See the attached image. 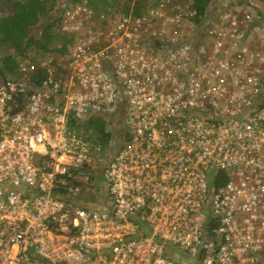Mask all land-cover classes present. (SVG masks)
<instances>
[{"label": "built area", "instance_id": "1", "mask_svg": "<svg viewBox=\"0 0 264 264\" xmlns=\"http://www.w3.org/2000/svg\"><path fill=\"white\" fill-rule=\"evenodd\" d=\"M215 2H67L65 61L0 74V264H264V25Z\"/></svg>", "mask_w": 264, "mask_h": 264}, {"label": "trees", "instance_id": "2", "mask_svg": "<svg viewBox=\"0 0 264 264\" xmlns=\"http://www.w3.org/2000/svg\"><path fill=\"white\" fill-rule=\"evenodd\" d=\"M55 1L57 3V0H0V7L2 8V13H0V74L12 72L21 59L27 58V54L30 51H37L41 54L48 53L57 46V42L62 41L63 43L65 42V44H70L72 42L71 38L68 36L60 35L61 14L59 16L49 14L47 4L51 6ZM64 1L77 3L83 0ZM117 1L119 0H105L106 6H99L94 1H90V5L100 13L102 11L106 12L109 8H113L114 3ZM150 1L153 0H136V5L140 6ZM190 1H193L195 8L199 12L204 13H206L209 8H213L216 4L215 0ZM236 1L251 5L258 10L262 9V6H264V0ZM128 10H130V7L124 9V12ZM258 16L261 17L262 13L260 12ZM262 22H264V19L258 21L259 24L264 25ZM58 29L60 31H58ZM103 123V118L98 117L90 119L83 125V127L89 125L93 126V129L90 130L92 133H90L86 139L88 143L91 144V139L93 137L91 135H95L93 133H98L100 137L107 135L102 133L105 129ZM114 139L117 141L116 137H114ZM89 148L91 152L100 149L95 146L94 149H92L90 145ZM100 151L102 150L100 149ZM113 154L114 152L109 151V157L113 156ZM102 166L103 164L99 171H101ZM224 181L225 180L220 177L215 181V185H221Z\"/></svg>", "mask_w": 264, "mask_h": 264}, {"label": "rangeland", "instance_id": "3", "mask_svg": "<svg viewBox=\"0 0 264 264\" xmlns=\"http://www.w3.org/2000/svg\"><path fill=\"white\" fill-rule=\"evenodd\" d=\"M85 1H87L88 4H90V1H94L99 6H101V5L106 6L107 5L106 2H105V0H85ZM55 3H56V1H55ZM55 3L52 4L51 6H49L47 4V7L49 8V14L56 15V16L58 15L59 16L61 14V11H62L61 9L63 8V6L66 5L67 2L64 1V0L63 1L57 0V3L56 4ZM135 4H136V0H119V1H117V2L114 3L113 7L114 8H117L119 10H122V11H124V9H126L128 7H130V9L132 7H135L134 8L135 10H139L140 9L139 6L138 5L135 6ZM109 9H111V8H109ZM1 10H2V8L0 7V13H2ZM217 10H220V9L218 8ZM253 12H254V14L253 13L252 14L253 15H256V17H257L256 19L257 20H263L264 19V6L262 7V9H259V10H256V11L253 9ZM260 12L262 13V16L261 17L258 16ZM262 23H264V22H262ZM58 31H60V30L58 29ZM60 35L61 36H64V33L61 32ZM71 45H72V42L70 44L69 43L68 44H65V42L63 43L62 41H60V42H57V46L56 47L61 46V47H63V48H61V51H66ZM55 48L50 51L51 54H55L56 53L55 58L60 59V60H62L64 62L65 59H66V57H63L64 55H61V57H59L57 55L59 51L58 52L55 51ZM27 57L30 58L33 61L34 60L35 61L37 60V62L38 61H40V62L41 61L46 62L47 59H51V57H49V53H42L41 54V53H39L37 51H30L27 54ZM103 120H104L103 126L105 127V129L103 130L102 133L107 134L108 136L106 135V136H101L100 137L98 133H93L95 135H91L93 137L91 139V144L89 143V145L91 146L92 149H94V146H95V147L100 148L102 150L100 152H98L97 150H95L96 156L98 158L99 157H102L103 155H105V153H109V151L115 153L116 150L118 149V146H119L116 143V140L114 139V137L116 136V130H114L113 127L110 126L111 124L107 120H105V119H103ZM92 127H93L92 125H89L87 127H83V126L81 127L80 131H81V133L83 134V136L85 138H87L90 135V133H92L90 131L91 129H93Z\"/></svg>", "mask_w": 264, "mask_h": 264}, {"label": "crops", "instance_id": "4", "mask_svg": "<svg viewBox=\"0 0 264 264\" xmlns=\"http://www.w3.org/2000/svg\"><path fill=\"white\" fill-rule=\"evenodd\" d=\"M263 7V6H262ZM260 18V17H259Z\"/></svg>", "mask_w": 264, "mask_h": 264}]
</instances>
